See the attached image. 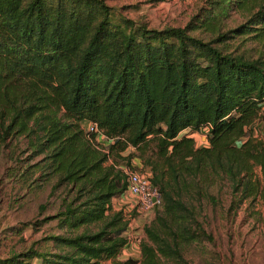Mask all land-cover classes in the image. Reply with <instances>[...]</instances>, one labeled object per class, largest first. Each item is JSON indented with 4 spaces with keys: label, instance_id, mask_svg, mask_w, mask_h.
<instances>
[{
    "label": "trees",
    "instance_id": "trees-1",
    "mask_svg": "<svg viewBox=\"0 0 264 264\" xmlns=\"http://www.w3.org/2000/svg\"><path fill=\"white\" fill-rule=\"evenodd\" d=\"M105 1L0 0V153L27 138L38 159L26 172L63 193L44 218L62 229L46 238L57 250L30 247L0 264H186L189 246L213 238L193 199L215 202L224 180L232 207L264 198V140L253 129L264 105V0H205L185 26L164 28ZM87 122L112 139L107 148ZM204 127L208 145L183 134ZM133 158L162 203L141 257L117 260L129 219L112 201L128 187L120 162L138 169Z\"/></svg>",
    "mask_w": 264,
    "mask_h": 264
},
{
    "label": "rangeland",
    "instance_id": "rangeland-1",
    "mask_svg": "<svg viewBox=\"0 0 264 264\" xmlns=\"http://www.w3.org/2000/svg\"><path fill=\"white\" fill-rule=\"evenodd\" d=\"M115 14L133 19L151 28L185 26L194 14L205 5V0H106ZM250 45H254L253 43ZM264 121V110L262 113ZM88 122L85 123V128ZM257 137L264 140V123L254 127ZM183 134L193 135L197 145H208L205 129ZM203 136V137H202ZM104 145L109 144L106 139ZM103 145V146H104ZM130 147L124 154L133 151ZM32 155L27 138L5 147L0 153V259L26 252L30 247L56 251L49 235L62 233L57 220L44 221L63 207V193H50L51 183H41L36 178L40 172L30 174L27 166L38 157ZM134 161V158L131 162ZM136 165V162H133ZM120 164L128 169L125 161ZM137 166V165H136ZM144 166H139L141 170ZM149 170V168H146ZM256 175L264 184L260 167ZM33 181V182H32ZM215 202L193 199L199 207V219L213 237L211 241L195 242L185 252L186 264H264V198L261 194L232 207L234 196L229 181L224 180L213 190ZM238 199V198H237ZM137 198L125 191L112 201L113 210H122L129 219L125 236L128 244L117 260L140 258V243L146 238L145 228L156 216V211L144 215L137 211ZM135 244L134 247H132ZM101 264H114L104 260ZM169 264H177L170 262Z\"/></svg>",
    "mask_w": 264,
    "mask_h": 264
},
{
    "label": "built area",
    "instance_id": "built-area-1",
    "mask_svg": "<svg viewBox=\"0 0 264 264\" xmlns=\"http://www.w3.org/2000/svg\"><path fill=\"white\" fill-rule=\"evenodd\" d=\"M203 129H206L207 133L208 127H204ZM86 130L97 133L96 141L99 146L105 144V141H102V139H106L108 142L112 141V139H108V137L99 130L95 123L89 122ZM126 173L128 175V187L126 192L137 198L136 208L138 212L146 215L161 205V192L157 186L150 182V173L148 171L128 168L126 169Z\"/></svg>",
    "mask_w": 264,
    "mask_h": 264
},
{
    "label": "crops",
    "instance_id": "crops-1",
    "mask_svg": "<svg viewBox=\"0 0 264 264\" xmlns=\"http://www.w3.org/2000/svg\"><path fill=\"white\" fill-rule=\"evenodd\" d=\"M264 110V105H263V108H262V111ZM262 124V123H264V121L262 120V119H260V120H258V121H256L254 124H253V129H254V127L255 126H257L258 124ZM205 131H206V129H205ZM255 132V131H254ZM196 135H198V134H194V136H196ZM255 135L257 136V134L255 133ZM203 137V136H202ZM133 162H136V165H137V167H139L140 166V168H141V165H142V163L140 162V160L138 159V158H135L134 159V161ZM132 162V164L134 165V166H136L134 163ZM128 244V243H127ZM126 244V245H127ZM135 246V244L132 246V247H134ZM123 250V249H122ZM121 250V251H122ZM118 257V256H117Z\"/></svg>",
    "mask_w": 264,
    "mask_h": 264
}]
</instances>
